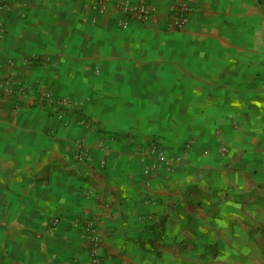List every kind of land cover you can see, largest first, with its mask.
<instances>
[{
	"label": "crops",
	"instance_id": "crops-1",
	"mask_svg": "<svg viewBox=\"0 0 264 264\" xmlns=\"http://www.w3.org/2000/svg\"><path fill=\"white\" fill-rule=\"evenodd\" d=\"M12 1L0 80L28 92L0 99V264H92L93 239L96 264H264V0H188L181 33L176 0L128 30L85 0Z\"/></svg>",
	"mask_w": 264,
	"mask_h": 264
},
{
	"label": "built area",
	"instance_id": "built-area-1",
	"mask_svg": "<svg viewBox=\"0 0 264 264\" xmlns=\"http://www.w3.org/2000/svg\"><path fill=\"white\" fill-rule=\"evenodd\" d=\"M95 13V19L103 16L108 9L112 10L115 15V24L120 30H128L134 26L144 25L151 18L154 9L147 0H85ZM16 2L12 0H0V16L9 15L13 12ZM177 13L170 19L165 26L167 32L181 33L188 26L194 13L193 7L188 0H176ZM4 21L0 20V32H3ZM24 63L38 64L40 59L33 56L24 58ZM28 89L24 83L12 78L0 80V99L15 97L14 111H18L23 107L27 97ZM35 105L49 113L50 116L62 119L68 112L78 110V106L74 100L68 97H55L50 92L40 91L35 99ZM151 154L156 155L158 167L163 166L165 171L171 169L172 164L168 162L163 153L157 151V146L152 142L149 150ZM222 151L226 152V148L222 147ZM86 150L82 142H78L75 151V157L83 160L86 157ZM144 173L150 176L149 180L158 178L157 171L149 167L144 168ZM98 241L93 239L91 248V263L98 262Z\"/></svg>",
	"mask_w": 264,
	"mask_h": 264
}]
</instances>
